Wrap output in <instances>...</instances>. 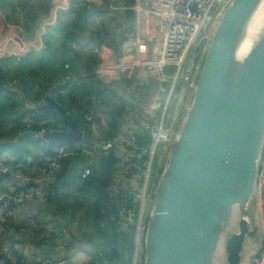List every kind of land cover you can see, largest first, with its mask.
I'll use <instances>...</instances> for the list:
<instances>
[{"label": "water", "instance_id": "1", "mask_svg": "<svg viewBox=\"0 0 264 264\" xmlns=\"http://www.w3.org/2000/svg\"><path fill=\"white\" fill-rule=\"evenodd\" d=\"M261 1L231 0L219 19L155 185L143 264H214L220 243L225 264L244 261L256 228L253 197L264 144V25L244 58L236 62L234 55ZM45 99L40 111H54L66 130L34 135L65 145L81 140L72 116ZM92 121L99 124L98 117ZM96 179L101 183L100 171ZM234 208L236 232L221 242ZM255 245L262 249V237Z\"/></svg>", "mask_w": 264, "mask_h": 264}, {"label": "built area", "instance_id": "2", "mask_svg": "<svg viewBox=\"0 0 264 264\" xmlns=\"http://www.w3.org/2000/svg\"><path fill=\"white\" fill-rule=\"evenodd\" d=\"M116 1L107 0L105 18L117 17L116 13L123 11H130L137 16V22L132 24L135 32L125 36L129 41L130 37L134 38L133 51L130 50L125 39L120 40L118 37L119 32L124 33L123 30L130 27V24L125 22L121 24L123 28L117 29L115 33L114 45L94 46L88 43V34L85 33L86 40H81L79 45L76 44L74 47L92 46L93 54L97 55L100 62L104 60L102 50L117 57L113 64L106 66L103 72L97 73L100 80L111 83L119 77L133 80L132 86H138L143 81L149 80L146 75L148 74L154 82L152 91L139 110H127L126 118L118 125L112 138L100 145L83 141V137L80 142H74L72 145L58 143L53 147L51 155L42 154L35 164L34 174L38 177V183L46 186L61 174L67 160L75 157L93 158L96 150L104 154L112 153L117 162L114 165L115 171L108 190L111 194L121 193L124 197V204L118 213L119 230L128 237L131 244L130 264H143L145 237L157 183L155 179L159 170L163 169L162 162H165L184 122L192 98L189 93L190 87L197 80L200 70L198 62L204 58L219 19L231 0H134L133 4L125 2L118 4ZM53 21L42 26V29L52 25ZM152 31H156L157 36L152 34ZM44 34L45 30L38 33L37 40L33 44L32 42L22 44L14 39H8L0 44V59H19L26 57L30 52L41 51L44 48ZM4 81L8 86L14 84L21 93L31 90L34 85L33 82L25 85L16 78H5ZM46 91L49 93V90ZM47 96L50 97L49 94ZM44 100L45 97L37 98L38 106ZM26 101L30 103L29 100ZM29 116L35 117V114L30 113ZM43 123L39 122L36 135L60 131L62 126L57 122L55 128L50 130L44 128ZM25 124L31 125L32 119ZM89 130L94 137L100 135L94 126H90ZM141 133L149 136V142L145 149L140 150L134 135L139 137ZM39 139L44 142L42 138ZM157 152L159 159L155 163ZM144 157L145 160H142ZM2 173L20 180L26 177L24 172L15 167H2L0 175ZM91 173L88 167L80 169L78 185L86 188ZM255 190L258 194L257 203L264 231V144ZM38 194L37 189L18 187L11 190L10 197L15 203H21ZM40 197L47 203V193H41ZM7 198L8 196L0 194V226L5 230L14 221L13 213L5 203ZM34 222L37 223L36 229L34 228V239L40 246L46 244L49 236L56 237L49 235L54 231L50 226L34 220L22 225L21 229L31 228ZM1 237L6 241L5 233ZM262 242V249L257 252L252 264H264V234ZM53 243H55L54 248L61 254L59 261L27 253L18 256L36 264H77L62 255L61 251L64 248L62 243L56 240ZM113 249V245H110L103 251L93 252L92 264H104L102 261ZM13 251L18 253L26 250L16 244L13 246Z\"/></svg>", "mask_w": 264, "mask_h": 264}, {"label": "crops", "instance_id": "3", "mask_svg": "<svg viewBox=\"0 0 264 264\" xmlns=\"http://www.w3.org/2000/svg\"><path fill=\"white\" fill-rule=\"evenodd\" d=\"M78 2V5H85L89 4L90 8L92 9H98L99 12L101 10L105 11V4L107 0H0V44L5 43L8 39H14L18 41L19 43L25 44L28 42H35L37 40L38 33L45 30L44 34V45L46 46V40L48 37V34H53L55 36V43H58L60 41V38L63 33H71L73 29H70V26H68L69 21V12L72 7V5ZM118 4L121 2H125L127 4H133L134 0H117ZM35 8H37V14H35ZM94 12L91 13L94 14ZM116 16H113L110 21H108L109 28H111V32L113 29H122L121 24L125 22L126 24H130V27H126L124 33L119 32L118 37L120 40L125 39L126 43L129 45V48L131 51H133V41L134 38L130 37V41L125 36H130V34L135 32V29L132 28V24L137 22V16L130 12V11H123L116 13ZM100 17H102V14H98L96 17H94L91 22L89 23V28H96V26L100 25ZM55 20V21H53ZM51 21H53L52 25L46 26V29H42V26L49 24ZM35 22L34 24H32ZM97 26V27H98ZM99 28V27H98ZM128 28V29H127ZM127 29V30H126ZM64 32L62 33V31ZM104 30L100 29V32H103ZM106 32V31H105ZM110 32V34H111ZM83 33V34H82ZM85 32L78 31L76 33L75 42H80L84 39ZM152 34L157 36L156 31H152ZM52 35V36H53ZM105 35V33H104ZM103 35V37H104ZM77 38H79V41H77ZM90 40L88 39V43ZM99 44V43H98ZM100 45V44H99ZM104 45V44H103ZM44 46V48H45ZM94 46H97L96 44ZM44 48L39 52H30L34 53L35 55H39ZM92 46H80L78 49L82 52H89L91 51V54L95 58V66L93 69L94 77H89L86 73H84V69L80 68L78 65L76 69L80 71V78L77 79L74 73L68 72L64 77H58L56 80H61L59 82L62 83V85L66 88V91H71V85L76 80H95L100 81L103 85H106L107 87H111L113 91L116 92V94L123 100L125 98L131 99L129 90L130 85H132V82L128 83L127 80L123 78L116 77L114 80L111 81V83H106L103 80H100L98 77V72H103L106 69V66H109L110 64H113L117 57L110 52H107L105 50H102V55L104 60L103 62H100L97 55L93 54V51L91 50ZM90 50V51H89ZM29 53V54H30ZM117 55V54H116ZM118 56V55H117ZM6 59H0V66L2 67V70L6 72L8 69V72L14 75V70L10 64L9 61H5ZM65 69L68 70L67 64L65 65ZM147 75V78L149 80L143 81L140 85L148 87L149 90L154 85L153 80L151 77ZM51 82V83H50ZM48 84L55 86L51 94H58V91L56 90L57 84L55 81H50ZM84 83H89L88 81H82ZM70 85V86H69ZM141 87V86H140ZM47 89V88H46ZM49 90V89H47ZM124 90V91H123ZM15 94L19 101L23 98L26 99V96H22L16 89H4L2 87V84L0 85V96L4 94ZM47 96L44 93V97ZM50 98H52L50 96ZM55 100V99H54ZM147 100V99H146ZM56 101V100H55ZM114 102L117 104L118 107L121 106L120 102H117L115 99ZM14 106L16 105V108H18V103L15 99ZM46 103V99L42 104L38 106V101H30V104L32 106H27L28 110H34L39 115L35 116V119H32V124L36 120L38 123L42 120H44V123L49 124L52 123L50 127H54L57 122H60L57 114L54 111H40V107ZM144 104V103H143ZM36 106H38L36 108ZM30 114V113H29ZM27 114L24 116L22 115V121L18 124L20 126H25L26 128L22 127L20 130L18 127H15L16 133L13 132L10 127L8 126V123H5L4 128L0 130V134H4V138H10L9 140L3 139L0 142V170L2 167L10 168L15 167L17 170H20L24 172L25 176L20 179L11 178L8 175L2 173L0 175V194L8 196L7 199H5V203L9 209L13 213L14 221L9 226L8 229L5 230L2 226H0V264H19V259L17 258L18 254H21L24 256L25 253L36 255L42 258H50L51 256L60 257L61 254L59 251L54 248L51 245H46L49 242V237L43 246H40L36 243L34 239V228L36 229V222L34 224H31V228L28 229H21V226L24 224H27L29 221L34 220L39 222L40 224H44L46 226H50L52 230L61 232L63 239L59 240V243H63L64 248L61 251L62 255L69 258L72 261H75L77 264H92L91 260L93 261V252L94 248L90 244V241L83 240L81 238L82 229H79L78 226H76L72 221L75 218L76 214H82L83 211H79L73 214H68L69 210L65 212V209L63 212L61 211L62 207L64 206V203L67 204H74L76 199L79 198V194H76V191L74 189H70V194L67 196L65 191L60 187L61 182H72L74 177L75 169L73 165H70L69 163H66L65 172L62 174L61 178H59L56 183L51 184L48 186H43L38 183V177L34 174L35 171V164L38 162L42 154H44V148L50 147L51 151L53 147L56 145V141H50L47 142L44 140L42 143L41 140L34 135L35 131L32 130V127L34 125H28L24 124L28 119ZM126 116L124 117V119ZM46 120H49L48 122H45ZM123 122V120L116 121V124H119ZM61 123V122H60ZM103 125L105 123V120H102L101 122ZM14 124L15 123H9ZM17 125V126H18ZM13 128V127H12ZM60 130H63V126H61ZM12 131V132H11ZM25 131V132H24ZM14 135V136H13ZM28 136V137H27ZM21 138H25L30 144L31 142L34 146L38 147L37 153L34 157V160H32L30 157H26L25 159H21V155L19 157V154L15 152L14 147L19 144V141ZM1 140V139H0ZM42 144L44 148H40L39 145ZM16 149V148H15ZM41 150V151H40ZM31 151V149H30ZM28 151V154L30 153ZM27 154V155H28ZM41 154V155H40ZM102 160L99 159V156L97 157V160H91L92 166L98 165V163ZM32 163V167H30ZM63 168V169H64ZM11 174V172H8ZM23 187L28 189H37L38 195H34L32 198L22 201L21 203H15L11 199V190L14 188ZM41 193H47V203L42 200L40 197ZM65 194V195H64ZM82 194V193H81ZM84 195V194H83ZM255 193L253 197V203H254V212H255V219H256V228L253 230V233L251 235V238L248 240V243H253L254 245V252H251L254 256L256 252V243L258 237H262L263 239V225H262V217L260 214V210L258 208L257 198H255ZM55 198V199H54ZM9 200L13 202V205L9 203ZM58 205V209L54 211L55 207ZM55 206V207H54ZM56 213V214H55ZM80 220L78 221V224L80 225ZM21 229V230H20ZM74 229H79L78 233H73ZM5 233L6 234V241L2 240L1 235ZM36 235V234H35ZM79 235V236H78ZM13 236V240H10ZM15 239V240H14ZM19 245L23 250L26 251H20L15 252L13 251L14 245ZM46 245V246H45ZM11 250V251H10ZM256 252V253H255ZM250 256V252L248 257ZM15 259V261H14ZM23 261V260H20ZM25 264V263H24ZM242 264H250V261L244 258V261Z\"/></svg>", "mask_w": 264, "mask_h": 264}, {"label": "trees", "instance_id": "4", "mask_svg": "<svg viewBox=\"0 0 264 264\" xmlns=\"http://www.w3.org/2000/svg\"><path fill=\"white\" fill-rule=\"evenodd\" d=\"M91 10L92 8H90L89 4L78 5V2H75L69 12L70 22L68 23V26H70V29H73L71 33H63V30V34L58 43L53 41L55 39L53 34H48L47 39H45L46 46L39 55L30 53L23 58H11L6 59L5 61L10 62L14 70L13 77L21 80L22 83H24V81H32L30 79H34L35 83L31 90H26L25 92L29 101L32 102L36 101L37 98H43L44 93L46 95L49 94L77 122L79 128L84 133L83 141L93 143L94 145H100L99 142H105L115 135L118 125L122 124L120 122L119 124H116L115 122L124 120V117L127 115V110H139L140 106L146 101L148 94L152 91V89L149 90L148 87L146 88V86L142 85H130L129 93L131 99L125 98V100H123L116 94L115 91L112 90L111 87L103 85L98 80H76L74 83H72V89L70 92L66 91V88L62 85V83H60V86H56L58 94H51L52 89L50 85L47 84V82H50L51 80L60 82V80H56V78H62L68 72H71L72 74L74 73L76 78L79 79L80 71L76 69L77 65L80 68H83V72L89 77H94L93 69L96 61L91 54V51L89 50L90 53L88 51L82 52L78 49L79 47H74L76 44L79 45V42H75V35L78 31L81 30L87 33L88 39L93 45H114V43H116V29H113L111 32V28H109L108 25V21H110V19L105 18V11L101 10V12H99L98 9H95L96 12L92 14ZM35 14H37V8H35ZM98 14H102L99 22L100 25H97L99 28L97 26L96 28H89V23ZM34 23L35 22L32 24ZM100 29L104 31L100 32ZM66 64L68 66V70L65 69ZM6 72H8V69ZM2 80L3 79H0V85L3 83ZM82 81H88L89 83H84ZM127 81L130 83L133 80L128 79ZM46 88L49 89V93L46 91ZM10 97L15 98L19 104V108L17 109V120H14L15 125L20 123V118L22 115H29V113H34L35 116L39 115L34 110H28L27 106L21 105L15 94L10 93ZM84 97H86L85 102ZM115 99L117 102H120V107H118L114 102ZM6 114L7 113L4 114L2 110V115L0 117V130L4 128L5 123L7 124L8 116ZM95 117L99 118V124H96L92 121V119ZM102 120H105L104 125L101 123ZM40 122H44V120ZM31 125H34L32 127V130L34 131L39 128V123L36 120ZM42 125L44 128H48L50 130L55 128L50 127L52 123H43ZM90 126H94L98 129L100 134L99 140L90 132ZM12 129V131L16 133V129ZM4 136L5 135L3 133L0 134V142L3 139H11V137L4 138ZM134 136L136 137V142L138 143L140 150L142 148L145 149L147 143L149 142V136L145 133H141L139 137L136 134ZM24 140L26 139L21 138L19 144L14 147L15 152L19 155H21V150L23 149L21 144ZM80 141L81 140L78 142ZM26 142L28 141L26 140ZM40 147L44 148V146ZM51 154L50 147H46V149L44 148V155ZM100 154L102 160L98 163V165L92 166L91 160H97V157ZM94 155L95 156L93 158L75 157L66 161V163L73 165L75 169V179L72 182H61L60 187H62V189L66 192L65 194L67 196L70 194V189H74L76 194L78 193L81 199L77 198L74 204L64 203L61 211L63 212L64 209L65 212L69 210L68 214L83 211V213L86 214H84L85 219L80 221L81 225L86 223V227L82 231L81 238L83 240L90 241V244L94 248V252L103 251L107 246L113 245L114 249L110 254L105 256V259L102 261V263L130 264L129 258L131 254V244L128 237L119 230L118 213L121 206L124 204V197L121 193L114 195L108 190L110 188L115 171L114 165L117 161L112 153L104 154L99 150H96ZM142 160H145V157ZM84 167H88L92 171L89 182L85 185L86 188H82L80 185H78L79 171ZM63 168L61 172L62 174L66 170V168ZM161 170L162 168L159 170L156 176L155 183L159 177V174L161 173ZM97 171H100L101 183H99V181L96 179ZM62 174H59L46 186L56 183V181L61 178ZM50 188L51 187H49V189ZM84 205L87 206L86 210L83 209ZM58 208L59 207L57 205L54 211ZM87 221H91L94 226V230H92L91 227H87ZM49 235H54L56 237L54 238L49 236V242L47 243L48 246L51 245L54 247V240L59 241L63 239V236L59 231H53L52 234ZM9 239L13 240V236ZM17 258L19 259V264H24V258L22 256H17ZM92 262L93 261L91 260V263Z\"/></svg>", "mask_w": 264, "mask_h": 264}, {"label": "rangeland", "instance_id": "5", "mask_svg": "<svg viewBox=\"0 0 264 264\" xmlns=\"http://www.w3.org/2000/svg\"><path fill=\"white\" fill-rule=\"evenodd\" d=\"M202 61H203V59H201L199 62H198V66H199V68L201 67V64H202ZM11 76H12V74L11 73H9V72H5L4 70H2V67L0 66V79H3V80H5V78H8V79H11ZM61 81V80H60ZM49 82H47V84H48ZM55 83L57 84V85H59V82L58 81H55ZM195 84H196V80L194 81V84H193V86L192 87H190V95H193V87L195 86ZM50 85V84H49ZM70 86V85H69ZM50 87H51V89H53L55 86H52V85H50ZM42 88H43V86H42ZM10 89H13V90H17L18 91V89L15 87V85L13 84V85H10ZM21 93V92H20ZM21 95L23 96V94L21 93ZM5 96L3 95H1L0 96V98H4ZM24 97V96H23ZM16 98H18L17 96H16ZM85 100H86V97H84V102H85ZM10 101L11 102H15V98H10ZM20 103H21V105H23V106H32L29 102H27L26 100H25V98H23L22 100H20ZM79 105V104H78ZM18 108H19V105H18ZM18 108H16V105L13 107H11V110H10V115L7 117V123L9 122L10 123V121H11V123H15V121L14 120H17V116H18V114H17V109ZM11 118V119H10ZM28 120V122L29 121H31V119H35V117H32V116H28V118H27ZM49 120H46L45 119V122H48ZM8 123V126L10 127V129L11 130H13L12 129V127L13 128H15V127H18L20 130H25V129H22V127H24V128H26L25 126H20V125H14V124H9ZM25 124V123H24ZM63 130H66V128L65 127H63ZM25 132V131H24ZM98 140L100 139V135L98 136V137H96ZM103 142H99V144H102ZM33 144L34 143H32L31 142V144L29 143V142H26V140H24V141H22V144H21V147L23 148L21 151V157H20V155H19V157L21 158V159H25L26 157H30L32 160H34V157H35V155L36 154H38L37 153V150H38V147H36V146H34L35 148H33L32 146H33ZM56 144H58V143H56ZM39 147H40V145H39ZM41 148V147H40ZM30 149H31V151H30ZM28 151H30V153L28 154ZM41 151V150H40ZM28 154V155H27ZM41 155V154H40ZM158 159H159V152H157L156 153V156H155V163H157V161H158ZM164 166V161L162 162V167ZM255 198H257L258 199V194H257V191H255ZM87 205V204H86ZM86 205H84V210H86L87 209V206ZM84 214L85 213H82L81 215L80 214H76L75 215V218L73 219V223L76 225V226H78L79 227V229H85V227H86V223H83V225H79L78 224V221L80 220V218H81V220H84L85 219V216H84ZM86 215V214H85ZM237 218H238V213H237V208H234L233 210H232V214H231V216H230V219H229V221H228V226H226V229H225V231L223 232V234H222V237H221V242H224L232 233H235L236 232V223H237ZM87 224H88V226L87 227H91L92 228V230H94V226H93V224L91 223V221H87ZM79 229H74L73 230V233H75V234H77L78 233V231H79ZM79 236V235H78ZM246 248H245V253H244V258L245 259H247V260H249L250 261V264H252V260L254 261L255 259L253 258V257H248V255H249V252H250V256H252L253 254L251 253V252H254V245H253V243H251V244H249V243H247L246 244V246H245ZM256 253V252H255ZM260 255V253L258 254V256ZM253 258V259H252ZM258 258V257H257ZM215 262L216 263H218V264H225V253H224V251H223V243H220L219 244V248H218V250H217V252H216V255H215ZM14 261H15V259H14ZM24 263L25 264H30V263H32V262H30L28 259H27V261L24 259Z\"/></svg>", "mask_w": 264, "mask_h": 264}, {"label": "bare ground", "instance_id": "6", "mask_svg": "<svg viewBox=\"0 0 264 264\" xmlns=\"http://www.w3.org/2000/svg\"><path fill=\"white\" fill-rule=\"evenodd\" d=\"M264 25V0H262L255 10L249 24L244 29L240 41L236 48V53L234 55L235 61H240L244 58L247 49H249L254 41L256 40L261 28Z\"/></svg>", "mask_w": 264, "mask_h": 264}, {"label": "clouds", "instance_id": "7", "mask_svg": "<svg viewBox=\"0 0 264 264\" xmlns=\"http://www.w3.org/2000/svg\"><path fill=\"white\" fill-rule=\"evenodd\" d=\"M45 46V45H44ZM11 78H16V77H13V75L11 76ZM30 80H32V81H24V83L25 84H28L29 82H33V83H35V81H34V79H30ZM3 81V83H2V87H4V89H10V86H8L6 83H5V81L4 80H2ZM21 81V80H20ZM22 82V81H21ZM19 92V91H18ZM20 93V92H19ZM21 94V93H20ZM23 94V96H26V94L25 93H22ZM4 98H0V117H1V115H2V110H3V113L5 114V113H7L6 115L7 116H9L10 115V110H11V107L13 106L14 107V103L13 102H11L10 101V94H8V96H7V94L5 93L4 94ZM46 97V96H45ZM25 100H28V97H26V99ZM22 121V118H20V122ZM18 125V124H17ZM257 254V253H256ZM255 254V255H256ZM255 255H254V257H255ZM253 257V258H254ZM252 258V259H253Z\"/></svg>", "mask_w": 264, "mask_h": 264}]
</instances>
